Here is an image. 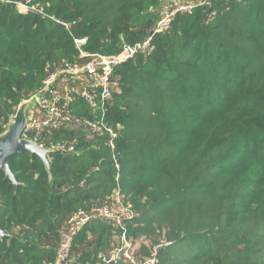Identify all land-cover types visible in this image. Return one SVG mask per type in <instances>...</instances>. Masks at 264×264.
Listing matches in <instances>:
<instances>
[{"label":"trees","instance_id":"16d2710c","mask_svg":"<svg viewBox=\"0 0 264 264\" xmlns=\"http://www.w3.org/2000/svg\"><path fill=\"white\" fill-rule=\"evenodd\" d=\"M9 1L0 2V135L47 69L78 58L73 39L113 56L150 35L161 4L31 0L74 22L68 33L20 14L14 3L26 0ZM113 81L107 121L121 127L119 170L101 139L75 129L38 137L73 143V155L52 153L47 166L26 151L9 158L13 180L0 169V264H53L67 217L107 202L117 185L138 217L123 231L90 222L73 239L70 264L103 263L113 233L159 238V264H264V0H217L178 15L152 36L149 54L114 69Z\"/></svg>","mask_w":264,"mask_h":264},{"label":"built area","instance_id":"2783aa9c","mask_svg":"<svg viewBox=\"0 0 264 264\" xmlns=\"http://www.w3.org/2000/svg\"><path fill=\"white\" fill-rule=\"evenodd\" d=\"M217 0H201L197 3L186 0H160L158 19L155 22L152 34L140 42L123 44L120 51L113 56L102 54H89L84 51L85 38L73 39L78 58L72 62L62 61L53 64L37 92L23 100L29 103L26 110V121L21 134V139L34 142L38 148L47 150L46 161H51L50 154L75 153L73 143L46 142L38 140L41 134L49 135L63 129L83 131L87 140L101 139L105 147L112 151V159L116 171L119 170L114 150L120 133L119 125H112L107 121L108 105L115 91L113 71L118 66L133 60L135 57L145 56L151 51L152 36L167 32L173 20L178 15H190L197 7L211 8ZM239 3L242 0H219ZM10 3L9 0H0ZM20 14H32L41 19H49L63 27L68 33L74 22L65 23L53 17H48L42 7L33 5L31 0L24 3H14ZM215 17L214 11L210 12L207 21ZM82 100L91 111L93 117L77 113L76 101ZM20 103V104H21ZM14 116V115H13ZM33 133L32 139L29 134ZM115 182L118 183L120 175L117 172ZM138 217L128 203L124 202L120 188L117 185L107 202L91 207L88 210H78L69 215L59 232L58 244L55 251L53 264H70L72 261V245L75 236L90 222L104 221L112 227L124 230L127 222ZM142 240H128L124 233L121 234V245L110 251L109 258L116 264L117 259H122L125 264H159L158 249L166 245L160 242L149 248L144 257H136L134 252L141 246Z\"/></svg>","mask_w":264,"mask_h":264},{"label":"water","instance_id":"95a60500","mask_svg":"<svg viewBox=\"0 0 264 264\" xmlns=\"http://www.w3.org/2000/svg\"><path fill=\"white\" fill-rule=\"evenodd\" d=\"M152 32H150V35ZM29 103H21L9 120L6 131L0 135V169L4 171L6 178L13 180L12 175L8 169L7 160L13 155H19L21 152H29L30 155H36L41 162L47 166L46 161L47 150H42L38 146L28 140L21 139V134L26 121L25 113L28 109ZM108 260V258H107ZM109 264H114L110 261Z\"/></svg>","mask_w":264,"mask_h":264},{"label":"rangeland","instance_id":"374dc122","mask_svg":"<svg viewBox=\"0 0 264 264\" xmlns=\"http://www.w3.org/2000/svg\"><path fill=\"white\" fill-rule=\"evenodd\" d=\"M8 124H9V122H8ZM8 124H7V126H8ZM7 126H6V129H7ZM6 129H5V131H6ZM0 143H3V142H0ZM157 239H159V238L154 237V236H153V240L152 239H148V238L147 239H144L143 242L141 243V247H143V249L139 247L134 252V254L136 255V257L141 258V257L146 256L147 253H148V248H151L152 246H154V241L157 240ZM120 245H121V236L119 237L118 235H116L115 233H113L110 250L113 251L114 249L119 248ZM102 261H103V263H101V264H109L111 260L110 259H108V260L105 259V260H102Z\"/></svg>","mask_w":264,"mask_h":264}]
</instances>
